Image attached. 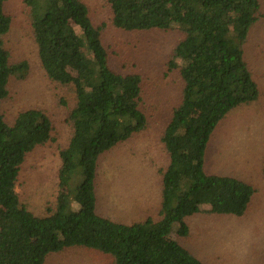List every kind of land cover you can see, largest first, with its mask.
I'll list each match as a JSON object with an SVG mask.
<instances>
[{
	"label": "trees",
	"instance_id": "obj_1",
	"mask_svg": "<svg viewBox=\"0 0 264 264\" xmlns=\"http://www.w3.org/2000/svg\"><path fill=\"white\" fill-rule=\"evenodd\" d=\"M6 1L0 0V264H46L50 253L73 246L110 255L113 264H205L172 232L179 223L177 233L187 234V219L202 209L237 216L249 209L254 186L208 173L205 154L228 112L260 96L245 45L260 20L262 1L109 0V21L117 29L180 28L184 34L167 61L179 90L160 136L166 150L159 168L162 207L159 216L131 223L98 211L96 181L100 156L148 126L143 77L113 66L105 26L93 22L84 0H25L40 62L50 79L74 87L75 102L68 114L71 134L58 151L55 199L47 201L44 214L21 200L23 165L54 140L55 127L41 108L22 109L12 121L3 111L11 79H24L29 67L11 61L4 45L13 23ZM72 176L79 179L75 186L69 184ZM64 185L69 191L61 202Z\"/></svg>",
	"mask_w": 264,
	"mask_h": 264
},
{
	"label": "rangeland",
	"instance_id": "obj_2",
	"mask_svg": "<svg viewBox=\"0 0 264 264\" xmlns=\"http://www.w3.org/2000/svg\"><path fill=\"white\" fill-rule=\"evenodd\" d=\"M84 1L93 22L105 26L103 41L111 52L113 66L124 73L142 75L148 114L145 130L100 156L96 181L98 211L124 223L139 221L148 215L159 216L162 207L159 168L166 163L160 136L169 120L172 95L176 96L179 90V80L170 73L167 61L173 46L184 34L180 28L120 30L109 21V0ZM261 1L260 20L253 26L245 45L260 96L228 112L213 130L205 154L208 173L234 176L254 186L249 209L242 216L202 209L187 219V234L177 233L179 223L174 224L172 232L205 264L264 263V0ZM6 2L13 23L10 32L2 38L4 45L11 61H26L29 67L24 79L19 75L11 79L3 111L12 121L22 109L41 108L50 114L55 127L54 140L27 157L17 186L21 200L37 214H44L47 201H53L56 196V180L62 163L58 151L72 131L68 114L74 106L75 89L72 85L57 83L45 72L34 39L31 7L25 0ZM154 104L162 108L159 110ZM70 181L75 186L79 179L72 176ZM68 191L66 185L60 189L61 202L67 201ZM0 214L3 213L0 211ZM46 264H113V259L96 249L73 246L50 253Z\"/></svg>",
	"mask_w": 264,
	"mask_h": 264
},
{
	"label": "crops",
	"instance_id": "obj_3",
	"mask_svg": "<svg viewBox=\"0 0 264 264\" xmlns=\"http://www.w3.org/2000/svg\"><path fill=\"white\" fill-rule=\"evenodd\" d=\"M264 155V154H263ZM250 206V205H249Z\"/></svg>",
	"mask_w": 264,
	"mask_h": 264
}]
</instances>
